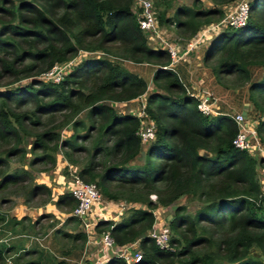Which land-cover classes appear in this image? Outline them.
Wrapping results in <instances>:
<instances>
[{
  "label": "trees",
  "instance_id": "trees-1",
  "mask_svg": "<svg viewBox=\"0 0 264 264\" xmlns=\"http://www.w3.org/2000/svg\"><path fill=\"white\" fill-rule=\"evenodd\" d=\"M234 1L212 0L215 6L208 9L196 4L178 6L171 17L159 13V22L174 26L190 39L203 27L218 23L224 16L220 7ZM146 38L132 0H0V189L25 184L27 200H38L42 192L46 195L43 203L50 200L46 185L34 183L26 170H9V160L25 154L21 136L30 132L27 121L37 128L44 124L39 117L42 114L64 112L62 125L72 122L74 132L69 139H61L56 131L61 123L44 131L35 129L33 149H41L43 154L31 163L48 158L54 167V154L61 149L66 160L76 166V175L94 183L103 199L131 203L120 221L98 219L90 229L108 232L117 247L138 240L141 255L131 264H264L250 254L253 247L264 254V190L256 172L258 165L264 166V159L257 160L232 144L237 126L229 115L220 111L206 116L197 109L196 98L168 67L167 50L150 46ZM79 50L155 64L152 82L163 93L147 92V81L141 76L120 62L98 57L81 58L59 82L33 79L25 86L4 88L68 62ZM215 55V76L236 73L244 77L250 82L253 104L254 97L264 101V0L249 1L244 25H227L217 33L206 47L204 60ZM251 67L262 68V75L251 78ZM146 92L144 108L146 118L154 123V134L147 141L144 162L135 165L132 161L140 155L143 142L141 119L129 112L118 113L104 101L126 102ZM29 100L35 109L18 112ZM83 110L90 120L86 133L78 132L83 123L75 119ZM256 129L262 138L264 119ZM91 132H95L92 149L78 143L88 140ZM76 153H85L88 160L78 164L73 158ZM30 179L33 181L26 185ZM150 195L155 196L154 201ZM185 196L199 205L193 213L185 205L174 207L167 223L171 249H160L148 236L154 210L171 207ZM54 205L71 213L76 199L63 192ZM71 220L82 224L70 215L63 224ZM74 232L55 231L73 241L56 264H69L65 258L81 253H73L75 243L80 242L81 248L87 233L84 229ZM1 245L3 264L9 262V248ZM103 264L128 263L112 255Z\"/></svg>",
  "mask_w": 264,
  "mask_h": 264
},
{
  "label": "rangeland",
  "instance_id": "rangeland-1",
  "mask_svg": "<svg viewBox=\"0 0 264 264\" xmlns=\"http://www.w3.org/2000/svg\"><path fill=\"white\" fill-rule=\"evenodd\" d=\"M150 1L152 2V5L154 7V13H155V17L157 20L159 36H156L155 35L156 33H151L150 35L145 33V35L147 36L146 39H147V42L150 46L161 47V48L166 43L176 45L179 48H183L191 40V38L190 39L187 38L186 34H183V35L180 34V32L175 30L174 26H172L170 24H168V25L161 24L159 22V17H158L159 13L164 11L167 16L171 17L173 15L174 8L178 7V6H192L193 4H196V7L201 8V9H208L210 7L215 6L214 3L212 2V0H150ZM246 1H248V0H235L232 3L221 6L220 8H222L224 11V16L222 17V19H224V17H226L230 13V9L232 7H234L236 4H241L242 2L244 3ZM138 4H139V0H132V9L134 11H136L138 9ZM216 7H218V6H216ZM222 19L219 22H221ZM222 23L224 24V22H222ZM225 27L226 26H224V25L223 26L220 25L219 30L211 33L210 37L207 38L204 43H202L196 50H194L188 54L189 56H191L192 59L196 60V66L193 69H195L196 72L198 71V74H199L200 78L202 79V82L196 81L195 87H192L190 84H191V82H194L193 79H195V77L190 78L189 73H188V76L186 77L183 75L180 68L175 67L174 69H176L177 72L180 74L179 76L182 77V78L180 77L181 82L186 86V88L190 92L197 94L198 92L203 93L204 91H209L216 98H218L219 110L222 113H224L226 115H232L233 113L243 112L248 123H251L252 125H255V127H257L258 123L262 119H264V101H263L262 97H254V102H256V103L253 104V101L250 97V91H249L250 82L247 79H245L244 77H242L236 73H234V74L233 73L232 74H222L221 73L218 76H215L214 73L212 72V69L217 62V55L212 57V59L208 60L209 62L206 64L203 62V59H202L205 48L209 45V43L217 35V33L220 32ZM148 36L151 38H148ZM159 37H161V39L164 41L159 40ZM152 38H154V39H152ZM93 57H98L100 59H107V60H110L111 62H116V61L120 62L122 64V66H124L127 70L141 76L143 79H145L147 81V85H148V89H147L148 91L147 92H150V90H153V91H158V92L163 93V91L159 87L155 86L152 82V74L156 68L155 64H152V63L137 64V63H134L132 61H128L125 59H118V58L109 56V55H107L103 52H100V51L91 52V51H85V50H79L76 53V55H74L73 57H71V59H69V61L73 60V65H75V63H78V61H80L81 58L85 59V58H93ZM181 60H182V58H180L179 62ZM191 63L194 64V62H191ZM70 67H71L70 65H66V67H65V64L63 63V65L60 67V69L64 70V72L61 73V79L64 78L65 75L70 71ZM250 71H251L250 72L251 78L257 79L262 75V68H255V67L252 68L251 67ZM196 72H195V74H196ZM43 77L44 76L42 73V74L37 75L33 78H24V79H21V80L15 82L14 84L7 85L4 88L9 89V88L25 86L28 83H30L33 79H38V80H41L43 82H50L55 76H51V79L50 78L43 79ZM1 88L2 87H0V89ZM147 92L143 94L144 96L142 95V98L140 96V97H137L135 99H132V100H129L126 102H112V101L106 100V101H104V103L113 107V109L118 113H128L129 112V113H132V114L138 116L139 113L143 110L145 113V108L143 109V107L145 106V103H146ZM34 109H35L34 104L32 103L31 100H29L26 104L19 107L17 109V111L29 113V112L33 111ZM63 113L64 112H56L52 116L49 114H42L39 117L42 118V121L44 122V124L42 126L37 127V128H33V126H31L28 121L26 122V124L28 125L27 130L30 132L27 135L21 136L22 137L21 147L23 149H25V154L22 157L17 156L15 158L9 160V170H11V171L15 170V169H22L23 171L26 170L29 173V175H31L33 177V179H35L37 177L38 180H41L44 175H49V178L52 179V176L57 171L59 173L64 174V177H71L72 178L74 175H76V170H77L76 166H74L68 160H66V158L63 156V150H61V149H59L54 154L55 159H56L54 167H51V164H49L47 162L49 160L48 158H46L45 161H39V162H36L34 164L31 163L32 161H34L36 156L43 154L40 151L41 149H39V150L33 149V143H34L33 141L35 139L34 132L36 131L35 129H37V131L38 130L44 131V130L51 129L50 126L53 124H60L61 123V125H59L56 129V131L60 134L61 139H69L71 134L74 132L72 122H70L68 124L63 123V125H62V122L65 120V116H64L65 113L64 114ZM75 119L82 121L81 123H83V125L80 128H78V132L86 133V127L90 123L89 122L90 120L87 118V110L81 111L79 114H77L75 116ZM149 120H150L149 118H146V113H145V116H143L141 118V126H140L141 131L144 130L145 127H147L148 123L150 122ZM90 134H89L90 138L88 140H85L82 142L79 141L78 143H82L83 145L89 146V148H91L92 147V140H93V137L95 135V132H91ZM260 140L264 146V133H263V137L262 138L260 137ZM146 144H147V142H142L141 153L138 157H136L132 161V164L140 165L144 162L143 161L144 160L143 155H144V152L146 150V146H147ZM90 151L91 150H89V153H90ZM73 158H75L77 161H79L78 164H80V165L83 162H85L86 160H88V156L85 153L73 154ZM262 167L264 168V166H262ZM33 179L32 180L30 179L29 182L26 183V185H30L29 183L31 181H33ZM33 182L35 183V180ZM27 189L28 188H27V186H25V184H9L6 186L5 189H0V201H2L3 199H6V203L4 204V206H13V204H15L20 198L23 199V201L26 204H30V203L38 204L39 202H43L46 199L45 193L42 192V195L39 197L38 200L37 199L27 200L28 199V196L26 195ZM150 199L154 201L155 196L150 195ZM123 202L130 205L129 208L132 206L131 203L128 201H123ZM177 205H185L187 208V211L193 213L195 211V209L198 207L199 203L195 199L189 198L188 196L182 197V198L178 199L174 203V205L171 207L158 206L160 208H159V214L157 215V218L161 219V217H162L163 219H166V222L168 223L167 220H169L171 218V215L173 214L174 207ZM135 206L139 207L141 205L135 204ZM141 207H144V206H141ZM128 209L124 210L123 214L119 218H123L124 216H126L125 214H127ZM62 212L68 213V211H66V210H62ZM48 216H50L51 219L53 218L52 214H49ZM167 217H169V218H167ZM51 223L52 222H49L50 225H51ZM49 227H46V226L43 227L42 226L38 230L37 233L47 232L49 230ZM61 229L64 232L75 233L74 231H77V230L82 231L83 227H82V224L80 223V221L71 220V221L67 222L66 224H63L61 226ZM98 234H100V233H98ZM51 235L52 236L54 235L55 239H60V240H57V243H58L57 249L59 248L58 251H54V249H53V251L51 250L52 248H50V244L48 243L49 242L48 237L46 238L47 240L45 242H43V243L41 242L44 246H46L44 248L39 243V240L31 239L33 242L29 243V246L32 248H35L37 250H35L33 253H29L27 255H25L26 254L25 253L24 255H22L19 258L11 257L8 259L9 262H5L3 264H26V262L24 263V261H27V260H28V262H31V263H33L32 261H35V262L40 261L43 264H52L51 261H53L54 262L53 264H56L57 261L59 260L58 257H61V254H62L61 252L63 250L65 251L66 249H69L71 246V243L73 241L71 240V238L66 239L64 237L65 235H62V233L58 234V233L52 232ZM85 242L83 243L81 248L79 247L80 242L75 243L76 250H74L73 253L75 251H77V252L81 251V253L79 252L78 253L79 255L78 254L73 255L75 257L74 258L75 261L73 264H77L76 262L82 254L83 248L85 246ZM6 245L7 244H5L4 247H6ZM123 248L124 247H122V249ZM250 252H251L250 254L252 255V257L262 259L264 262V254L261 252L260 249H258L257 247H253L250 250ZM110 255L116 256V254L109 252V256ZM137 255H141L139 243L135 246L134 251L129 255L128 264L136 262L135 258L137 257ZM53 256H55L56 259H54ZM122 258L124 259V258H126V256L124 254H122ZM91 261H95V258L90 260V262ZM68 263H70V262H68Z\"/></svg>",
  "mask_w": 264,
  "mask_h": 264
},
{
  "label": "built area",
  "instance_id": "built-area-1",
  "mask_svg": "<svg viewBox=\"0 0 264 264\" xmlns=\"http://www.w3.org/2000/svg\"><path fill=\"white\" fill-rule=\"evenodd\" d=\"M248 11L249 0L244 3L242 2L241 4H236L234 7H232L230 9V13L226 17H224L221 22L203 27L197 34H195L191 38V40L186 44L185 47L179 48L176 45L167 43L164 44L162 47L166 49L170 55V63L168 67L174 69L175 64L179 62L180 58L183 59L184 56L196 50L202 43L205 42L207 38L210 37L211 33L216 32L220 29V25H229L232 27H239L244 25L248 17ZM135 13L137 16V23L139 25V28L144 33H147L149 35L151 33H156L155 35L159 36L154 7L150 0H139L138 9L135 11ZM222 22H224V24ZM148 38L151 37L148 36ZM159 40L164 41L161 39V37H159ZM64 64L65 67L66 65L72 66L73 60L65 62ZM62 65L63 63H57L53 65L49 70L43 73V79H51V76H55L51 80V82H59L61 79V73L64 72V70L60 69ZM183 86L185 87L188 94L196 98V107L203 115L211 116L220 113L218 105L219 100L212 93H210L209 91H204L203 93L195 95L194 93L190 92L184 84ZM138 116L140 119L145 116L144 110L141 111ZM229 116L237 126V132L232 139V144L236 148L249 152L257 160L264 159V146L260 141L255 125L248 123L243 112L233 113ZM149 121L150 122L148 123L147 127L144 128V130H139V135L143 142H147L148 140L153 138L154 123L152 120ZM262 170L263 179L261 180V186L264 190V168H262ZM68 190L76 199V206L71 211L70 216L79 218L88 231L93 225L96 224L98 219H107V211H110L108 209L114 208L117 211V216H120L123 211L128 209L130 206L123 201L114 202L103 199L94 183L83 181L77 175H74L72 177ZM158 214L159 209L156 208L154 210L155 221L151 229L148 231V236L153 238L155 244L160 249H171V245L169 242V226L165 220H160L157 218ZM90 217H93L92 222H89V219H91ZM101 242L103 243L104 248H109L111 250L114 249V251L116 252L115 254H118L120 257H122V252L120 250L121 247L115 246L108 232L101 234ZM139 257L140 255H137L135 260L137 261Z\"/></svg>",
  "mask_w": 264,
  "mask_h": 264
},
{
  "label": "crops",
  "instance_id": "crops-1",
  "mask_svg": "<svg viewBox=\"0 0 264 264\" xmlns=\"http://www.w3.org/2000/svg\"><path fill=\"white\" fill-rule=\"evenodd\" d=\"M205 51L202 59L203 62L206 64L209 61L204 60ZM191 62H194V64ZM195 66H196V60L192 59L191 56L189 55H186L180 62H178L174 66V68L175 67L180 68L184 76L187 77L189 73L190 78L195 77V79H193L194 82H191L190 84L192 87H195L196 81L202 82V79L200 78L198 71L196 72V70L193 69ZM177 74L178 76L180 75L178 72ZM180 77L181 76H179V78ZM197 94H200V92H198ZM256 172H257L258 181L260 183L261 180L263 179V170L260 165L257 166ZM34 180L36 183L44 184L50 189L51 196L48 202L46 203L42 202L38 204L35 203L26 204L23 201V199L20 198L15 204H13V206H4L6 202L0 204V246H2L1 244H3V246L7 244L6 247L9 248V252L6 257V260H8L11 257L19 258L25 253H26L25 255H27L37 250L29 246V243L33 242L31 239L39 240V243L44 248L46 246H44L42 243L45 242L47 240L46 238L48 237L49 239L48 243L50 244V248H52L51 250L53 251L54 249V251H58L57 240L60 239H55L54 235L52 236L51 233L55 232L57 229H61L64 220L66 219V217L70 215V212L64 213L60 211L59 209L56 208L54 202L58 195L62 194L63 192H69L68 187L69 184L71 183L72 178L64 177V174L59 173L57 171L52 176V179L49 178V175H44L41 180H38L37 177ZM159 208L160 207H158V209ZM108 210H110L107 211L108 220L120 221L122 219L119 217L123 213L120 216H117V211L114 208H110ZM49 214H52L53 217L52 219L50 218V216H48ZM90 218L91 219H89V222H92L93 217ZM160 220L166 221V219H163L162 217ZM49 222H52L51 225L49 224ZM42 226L43 227L50 226V227L47 232L37 233ZM82 227L87 233V240L85 242V246L83 248L82 254L76 262L77 264H102L103 262L107 261L110 258V256H112V255L109 256V252L114 254L116 253L114 249L111 250L109 248H104L103 243L101 242V234L90 232V230L88 231L84 227V225ZM137 244H138V240L134 241L133 243L122 246L125 249L124 248L122 249V247L120 248L122 254L126 256V258L124 259L127 262H129V255L134 251L135 246ZM116 256H118V254H116ZM53 257L54 259H56L55 256ZM58 258L62 259V257H58ZM74 258L75 257L72 255L69 258H65V259H67V261L70 262L69 264H73L75 261ZM94 258L95 261L90 262V260ZM25 262L28 263V260L24 261V263ZM40 263L43 264L42 262ZM51 263L53 264L54 262L51 261Z\"/></svg>",
  "mask_w": 264,
  "mask_h": 264
}]
</instances>
